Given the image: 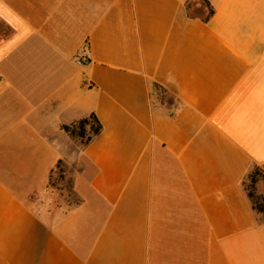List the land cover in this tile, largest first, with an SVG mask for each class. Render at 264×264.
Wrapping results in <instances>:
<instances>
[{
    "label": "crops",
    "instance_id": "1",
    "mask_svg": "<svg viewBox=\"0 0 264 264\" xmlns=\"http://www.w3.org/2000/svg\"><path fill=\"white\" fill-rule=\"evenodd\" d=\"M208 1L0 0V264H264V0Z\"/></svg>",
    "mask_w": 264,
    "mask_h": 264
},
{
    "label": "trees",
    "instance_id": "2",
    "mask_svg": "<svg viewBox=\"0 0 264 264\" xmlns=\"http://www.w3.org/2000/svg\"><path fill=\"white\" fill-rule=\"evenodd\" d=\"M203 2L205 3V5L207 7V13H205V14L200 13V12L199 13H192L190 11V9H191L190 3L187 4V8H188V12H189L190 16H193V17L197 16V17H200L201 19L207 21L214 14L215 10L208 0H203ZM153 91L160 96V98H161L160 100H162V103H164L163 98H165L167 95L172 94V92L169 91V89H167L165 86H163L162 84H160L158 82L153 83ZM172 95H174V94H172ZM175 98L177 101L176 103H174L172 100L166 101L169 105V109H172L173 107H176L178 109L181 107V105H182L181 100L176 96H175ZM174 113H175V110H171V114H174ZM63 127L65 130L71 132L73 135L80 137L84 143H89L97 135L100 134V132L103 129V124H102L101 120L99 119V117L96 115V113L91 112L89 115L84 116V117L76 120L75 122H73L71 124H64ZM259 169H260L259 166H255V170L249 172L248 176H250L251 180H252V184H251L252 189L250 191H248L247 193L251 199V202H252V205H253V208L255 209V211L257 213L258 212L264 213V194L263 193L256 194V192L254 191L255 182H256V174L259 172ZM253 197H256V203H255V201H253Z\"/></svg>",
    "mask_w": 264,
    "mask_h": 264
},
{
    "label": "rangeland",
    "instance_id": "3",
    "mask_svg": "<svg viewBox=\"0 0 264 264\" xmlns=\"http://www.w3.org/2000/svg\"><path fill=\"white\" fill-rule=\"evenodd\" d=\"M197 3H201L202 7H192L190 11L192 13H207V7L205 5V3L203 2V0H199V2ZM154 102H162V100H160V96L156 93H154V98H153ZM164 100V104L168 105V103L166 102L167 100H172L174 103H176V98L174 95H167L165 98H163ZM259 172L256 174V182H255V187H254V191L256 192V194H261L263 192L262 190V184L260 183L261 179H264V169L262 167L259 166ZM255 167H253V169L251 171H254ZM71 172H73V169L69 168V166L65 163V162H60L57 167L54 169L53 173L51 174V178H50V184H49V188L51 190H53L59 198H61L62 200L66 201L67 204L69 205H74L77 201H78V196L76 195L74 188H73V179H72V174ZM245 188L248 191H250L252 189V180L250 176H247V178L245 179ZM253 201H255L256 203V197H253ZM259 216H261L262 218L264 217V213L263 212H258Z\"/></svg>",
    "mask_w": 264,
    "mask_h": 264
},
{
    "label": "built area",
    "instance_id": "4",
    "mask_svg": "<svg viewBox=\"0 0 264 264\" xmlns=\"http://www.w3.org/2000/svg\"><path fill=\"white\" fill-rule=\"evenodd\" d=\"M90 57H91V49H90L89 44L87 43L77 53V61L79 63H85V62L89 61ZM0 79H1V75H0Z\"/></svg>",
    "mask_w": 264,
    "mask_h": 264
}]
</instances>
